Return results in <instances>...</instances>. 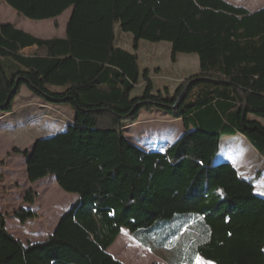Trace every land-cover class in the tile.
Here are the masks:
<instances>
[{
  "label": "trees",
  "instance_id": "1",
  "mask_svg": "<svg viewBox=\"0 0 264 264\" xmlns=\"http://www.w3.org/2000/svg\"><path fill=\"white\" fill-rule=\"evenodd\" d=\"M2 0H0L1 2ZM32 20L71 14L65 37L43 39L0 21V110L13 111L26 85L70 104L66 129L14 152L31 183L55 175L77 199L44 240L24 242L0 210V264H126L109 249L122 229L154 249L178 244L171 260L264 264V195L259 174L244 177L218 159L227 136H242L264 164V6L227 0H4ZM133 37L117 44L116 25ZM55 27H59L58 21ZM140 40L168 41L171 61L199 56V71L174 90L155 89ZM144 89L132 95L136 86ZM165 111L183 133L146 149L126 135L142 110ZM32 189L25 199L34 204ZM25 224L31 208L15 211ZM209 264V263H205Z\"/></svg>",
  "mask_w": 264,
  "mask_h": 264
},
{
  "label": "rangeland",
  "instance_id": "2",
  "mask_svg": "<svg viewBox=\"0 0 264 264\" xmlns=\"http://www.w3.org/2000/svg\"><path fill=\"white\" fill-rule=\"evenodd\" d=\"M227 1L250 9L264 5V0H259L257 3H253L255 0ZM8 7L12 8L2 0L0 5L2 23H12L43 39L62 37L71 14V9H68L58 18L32 20L20 15L13 8L14 14L10 13ZM56 21L59 23L57 28ZM116 35L119 46L130 51L134 50L132 35L122 31L118 24ZM136 50L140 56V66L150 69L156 90L166 86L174 90L183 80L199 71V56L195 53H180L177 61L172 62L171 44L168 41L140 40ZM143 89L141 85L136 86L132 95L141 94ZM74 114L75 111L70 104L47 102L36 96L26 85L22 86L14 100L11 113H3L0 110V210L6 214L8 231L24 242L46 239L54 231L62 214L75 202L77 195L62 190L55 175L31 183L27 174L26 157L14 152L13 149L17 147L31 151L37 139L65 130ZM126 122V135L134 143L146 149L163 148L184 131L181 120L174 119L165 111L158 109L142 110L138 119L134 121L128 118ZM218 159L229 160L245 177H254L259 174L256 190L264 192V164L251 144L242 136L224 137ZM29 189L36 194L34 204H30L25 199ZM21 208L33 209L37 217L22 224L14 215L15 211ZM121 235L120 242L131 236L126 228L119 237ZM128 243L127 247L122 244L120 246L122 249L130 248V242ZM177 247L178 244L175 243L168 248L155 246L154 254L151 256L149 253V258L135 253L132 249L125 251L119 248V253L115 256L124 259L127 264H166V260L172 259ZM205 263L215 264L201 256H198L194 264Z\"/></svg>",
  "mask_w": 264,
  "mask_h": 264
},
{
  "label": "crops",
  "instance_id": "3",
  "mask_svg": "<svg viewBox=\"0 0 264 264\" xmlns=\"http://www.w3.org/2000/svg\"><path fill=\"white\" fill-rule=\"evenodd\" d=\"M259 0H255L253 3H257ZM2 2V1H1ZM1 2H0V5H1ZM264 6V5H263ZM263 6H261V7H263ZM246 8H248L247 6H245ZM261 7H259V8H256V9H250V8H248L250 11H255V10H258V9H260ZM9 8V11H10V13H12V14H14V10L12 9V8H10V7H8ZM70 17V16H69ZM69 19V18H68ZM56 20H58V19H56ZM1 21V20H0ZM67 22H68V20H67ZM17 27V26H16ZM22 29V28H21ZM66 36V30H65V32H64V34H63V36L62 37H65ZM240 172V171H239ZM242 175V174H241ZM243 176V175H242ZM245 177V176H244ZM247 178H249V177H247ZM259 193H261V194H263L264 195V192H259ZM74 196V195H73ZM77 199V197L75 196V200ZM73 204V203H72ZM71 204V205H72ZM71 207V206H70ZM122 231H123V229H122ZM121 231V232H122ZM129 231V230H128ZM129 233H130V231H129ZM131 234V233H130ZM119 237V236H118ZM121 238H122V235L119 237V239H118V241L115 243V245L113 246H111L110 247V251L112 252V254L115 256V254H118L119 253V248L120 249H122V246H120L121 244L123 245V246H125V247H127V245L129 244L128 242H130V248H127V249H132V251H134L135 253H138V254H141L142 256H144V257H150V254L149 253H151V256H153V254H154V251H153V249L152 248H150V247H148V246H145L144 244H142L141 242H139L138 240H136L135 238H134V236L131 234V236L129 235L128 237H126V239H124L122 242H120V240H121ZM118 246V247H117ZM118 248V249H117ZM127 249H122V250H127ZM116 257V256H115ZM116 258H118L119 260H121L122 262H124L125 260L124 259H122V258H120V257H116ZM152 258V257H151ZM198 258V257H197ZM197 258H196V260H197ZM127 262V261H126ZM125 263V262H124ZM127 264V263H126ZM166 264H176V262L175 261H173V260H166ZM181 264H183V263H181Z\"/></svg>",
  "mask_w": 264,
  "mask_h": 264
},
{
  "label": "water",
  "instance_id": "4",
  "mask_svg": "<svg viewBox=\"0 0 264 264\" xmlns=\"http://www.w3.org/2000/svg\"><path fill=\"white\" fill-rule=\"evenodd\" d=\"M35 145H36V142L34 143V145H33V147H32V149H31V150H33V149H34ZM27 161H28V159L26 158V163H27ZM71 207H72V205H71ZM71 207H70V208H71Z\"/></svg>",
  "mask_w": 264,
  "mask_h": 264
}]
</instances>
